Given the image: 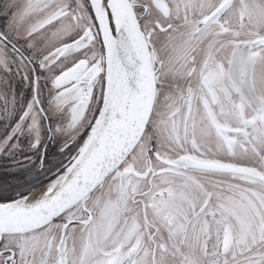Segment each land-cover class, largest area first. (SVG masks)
Here are the masks:
<instances>
[{
  "label": "snow or ice",
  "instance_id": "1",
  "mask_svg": "<svg viewBox=\"0 0 264 264\" xmlns=\"http://www.w3.org/2000/svg\"><path fill=\"white\" fill-rule=\"evenodd\" d=\"M0 264H264V0H0Z\"/></svg>",
  "mask_w": 264,
  "mask_h": 264
}]
</instances>
